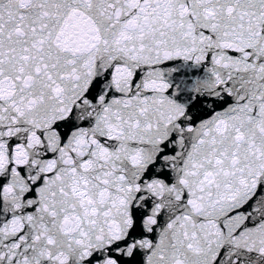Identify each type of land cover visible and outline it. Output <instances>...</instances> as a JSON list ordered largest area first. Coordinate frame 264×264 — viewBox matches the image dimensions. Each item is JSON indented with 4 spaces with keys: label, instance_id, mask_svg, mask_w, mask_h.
Masks as SVG:
<instances>
[{
    "label": "snow or ice",
    "instance_id": "obj_1",
    "mask_svg": "<svg viewBox=\"0 0 264 264\" xmlns=\"http://www.w3.org/2000/svg\"><path fill=\"white\" fill-rule=\"evenodd\" d=\"M0 264H264V0H0Z\"/></svg>",
    "mask_w": 264,
    "mask_h": 264
}]
</instances>
